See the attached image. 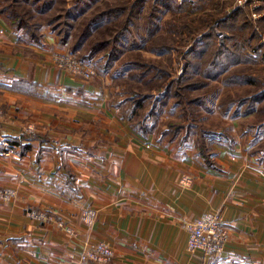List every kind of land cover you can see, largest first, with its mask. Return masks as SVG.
<instances>
[{
    "label": "crops",
    "instance_id": "0c3cea01",
    "mask_svg": "<svg viewBox=\"0 0 264 264\" xmlns=\"http://www.w3.org/2000/svg\"><path fill=\"white\" fill-rule=\"evenodd\" d=\"M2 3L0 142H15L0 157V186L17 195L0 198V264H82V248L95 241L112 248L111 259L83 264H264V150H254L264 139L215 142L209 163L136 132L110 104L109 74L87 81L58 67L52 54L68 46L49 28L41 42L15 31ZM247 4L253 19L264 16V0ZM231 105L247 138L264 135V126L243 124L253 113ZM87 206L97 210L92 224L81 217ZM29 207L54 212L75 233L31 218ZM215 210L229 231L222 253L189 252L185 221Z\"/></svg>",
    "mask_w": 264,
    "mask_h": 264
},
{
    "label": "trees",
    "instance_id": "16d2710c",
    "mask_svg": "<svg viewBox=\"0 0 264 264\" xmlns=\"http://www.w3.org/2000/svg\"><path fill=\"white\" fill-rule=\"evenodd\" d=\"M184 5L175 0H3L1 12L15 31L21 29L37 42L49 28L69 51L82 61L94 62L100 72L115 66L127 49H137L116 68L128 75L126 87L114 92L110 104L136 132L145 136L157 133L159 141H175L180 150L185 149L186 141H193L197 153L213 163L211 142L221 141L226 133L218 135L196 114L198 101L206 103L205 92L191 93L213 82L243 85L241 90L219 97L221 110L236 103L243 114L255 116L244 125L264 126V69L258 66L264 63V16L253 19L247 9L238 6L220 17L216 26L214 14L195 22ZM145 7L143 27L138 18ZM168 12L174 15L163 31L160 20ZM141 27L145 31L138 34ZM216 27L228 33L223 44L217 40ZM142 48L160 54L167 51L168 58L165 62L145 58ZM177 55H182L183 73L173 76ZM120 78L122 75L116 79ZM171 99L182 106L187 120H169L167 127L156 130L158 117ZM191 132H195L194 138ZM14 140H9L12 148ZM254 150H264V143Z\"/></svg>",
    "mask_w": 264,
    "mask_h": 264
},
{
    "label": "rangeland",
    "instance_id": "374dc122",
    "mask_svg": "<svg viewBox=\"0 0 264 264\" xmlns=\"http://www.w3.org/2000/svg\"><path fill=\"white\" fill-rule=\"evenodd\" d=\"M68 1L74 2V0H68ZM179 1L182 3L185 2V5H184L185 10H187L188 12H190L192 14V18L195 22L199 21L201 18L205 17L207 14H210V13L214 14L213 24L216 26H217V21L220 19V17H223L226 13H229L230 11H232V9H234L238 6H242V7L245 6L244 8L247 9L250 16H251L250 13L252 12V9L250 11V7L247 4V2L244 5H238L237 0H185V1L175 0V2H179ZM174 7H176V5ZM254 7H256V5L253 6V8ZM146 9L147 8L145 7L144 10H142V12L138 18L140 21L139 24H141L143 27L145 26L144 16L146 13ZM253 12L255 13V16H259L258 11L254 10ZM173 15H174L173 12H168L160 20V23L162 24L161 26H163V28H164L163 31L167 30L168 25H169L168 21L171 20V17ZM252 16H251V18H252ZM143 27H141V29L138 30V34H143V32L145 31ZM216 28H218V27H216ZM218 29H220V28H218ZM220 30L225 31L224 29H220ZM225 32L227 33V31H225ZM135 35H137V34L135 33ZM227 36H228V33H227ZM138 38H139V36H138ZM263 41L264 40H262V42ZM66 50H69V48H67ZM136 52H137V49H135V48L127 49L124 56L116 62L115 66L111 67L106 72H100L97 69L96 75L90 80L95 79L96 77H98V75L109 74L108 80H109V88L111 89L110 90L111 91L110 92V99H111L114 92L119 90L121 87H126L125 82L127 81L126 76L128 75V72L126 70L122 71L120 73L118 71V69H116V68H121L120 66H121V60L122 59H126L127 57H131ZM141 53H142L143 57H145V58L156 59V60H160V61H164V62L168 58L167 51L160 54V53H158V51H153L150 48H142ZM177 56H176V58L173 59V63H172L173 76L183 73V60L181 59L182 55H179L178 57ZM52 60L57 65V63L55 62L53 57H52ZM258 66H259V68L264 69V63H259ZM62 69H65V68H62ZM65 70H67V69H65ZM120 75H122V78L116 79ZM243 87H244L243 85H238V84L231 85V84H224V83H220V82H213V83H210L205 88L196 91V93H191V95H192V94H199L201 92H205V95L207 98L206 103L198 101V104H196V105H198V108L197 109L195 108L196 114L199 115V118L202 120V122L204 124H206L207 126H209L212 130H214V131L216 130L218 135L221 134L222 130L223 131L226 130V132L233 135V137H231V136L228 137L229 139L228 138H225V139L221 138L222 141L233 143L236 141L235 139H238L237 137H239V139H238L239 141L242 140V141H245L246 143H249V141H251V143H255L257 141H261L264 139V135H262V134L260 136H257L256 138H253V135H250V136H252L251 138H247V136L249 135V132L247 131L245 126L238 124L239 121L237 123H235V121H233L234 119H236L235 116L237 115V111L233 110L234 108L232 107V105L229 106L228 109H226L225 111L221 110V108L219 106L218 100H219V97L221 95L227 94L229 92H232V93L236 92L237 90H241ZM210 90H213V91L210 92ZM172 100L174 101V99H171L170 103L165 106L162 114L158 117V123L156 125V130L160 131V129L162 127L163 128L167 127L166 122L169 120H181V121L187 120V119L185 120L186 116L183 112L182 106H180L179 103L173 104L174 102ZM0 110H1V112H0V124H1V122L5 116V112H4L5 109L1 103H0ZM189 110H190V108H188L186 110V112H188ZM228 112H231V113H228ZM119 114L121 115L120 112H119ZM249 118H251V117H249ZM24 129H25V132L30 133L31 131L35 130V127L31 123H28L27 125H25ZM239 129H244V131H246V132H244L243 130H239ZM248 129L252 130L251 128H248ZM152 134H154V136H156L158 142H161V143L166 142V143L171 144V145H177V143L175 141H168V140H164V141L160 140L159 141L157 133H152ZM194 137H195V132H191V138H194ZM245 138H247V139H245ZM192 142L193 141H186L185 142V149L195 150ZM215 142L220 143V141L213 140L211 142L212 146ZM151 144H152L151 141H149V142L147 141L146 146L150 147ZM0 187H7V186H0ZM15 191H16V189H15ZM16 195H17V191H16L15 196ZM36 209H40V208H36ZM41 209L45 210L49 214L53 213L56 217L61 218V217L57 216L54 212H52L48 209H45V208L44 209L41 208ZM43 222H53V221H43ZM68 225H70V224H68ZM73 229H74V227H73ZM227 229H228V227H227Z\"/></svg>",
    "mask_w": 264,
    "mask_h": 264
},
{
    "label": "built area",
    "instance_id": "2783aa9c",
    "mask_svg": "<svg viewBox=\"0 0 264 264\" xmlns=\"http://www.w3.org/2000/svg\"><path fill=\"white\" fill-rule=\"evenodd\" d=\"M250 1L252 0H237L238 5H244ZM216 32L218 42L223 44L226 41L227 33L218 28H216ZM52 57L59 67L67 69L74 76L90 80L96 75L97 69L93 62L82 61L69 50H55ZM0 143L2 144L0 146V157L10 155L13 149L10 146L9 139L4 138ZM186 179L189 180L190 176H187ZM15 194L14 188L0 187V198L3 200H10ZM26 214L39 221H53L68 233H75L71 225L66 224L62 218L56 217L53 213L49 214L45 210L29 207ZM96 215L97 210L94 207L87 206L82 210L81 217L85 223L92 224ZM184 227L188 233L187 249L189 252L204 257L222 253L227 240L228 229L220 210L202 212L192 220L185 221ZM113 253L112 248L104 241L87 242L80 252V262L82 264L89 261L105 263L111 259Z\"/></svg>",
    "mask_w": 264,
    "mask_h": 264
}]
</instances>
